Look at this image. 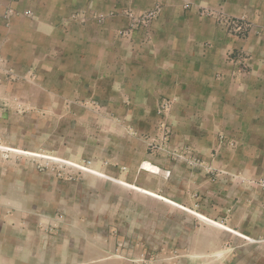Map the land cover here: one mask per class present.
Masks as SVG:
<instances>
[{"label": "crops", "instance_id": "crops-1", "mask_svg": "<svg viewBox=\"0 0 264 264\" xmlns=\"http://www.w3.org/2000/svg\"><path fill=\"white\" fill-rule=\"evenodd\" d=\"M153 7L148 32L120 37L111 13ZM263 31L264 0H0L1 114L90 160L6 181L0 264H264Z\"/></svg>", "mask_w": 264, "mask_h": 264}, {"label": "rangeland", "instance_id": "rangeland-1", "mask_svg": "<svg viewBox=\"0 0 264 264\" xmlns=\"http://www.w3.org/2000/svg\"><path fill=\"white\" fill-rule=\"evenodd\" d=\"M190 5L191 3L189 5L186 4L187 8ZM159 12L155 7L145 10L128 9L121 13L113 12L110 16L122 14L126 17L128 24L119 29L118 34L122 38H129L135 31L148 32L152 21L156 19ZM199 16L216 18L218 23L223 24V28L228 34L239 37L248 36L254 28L246 18L230 17L224 15L221 11L201 10L199 11ZM99 17L102 18L92 8L87 11H79L74 15V18H81L84 23L87 20ZM226 56L229 60L238 62L243 66L248 65V54L242 49H230ZM6 110L3 107L0 111V194L5 189H11V185L6 186V181L16 176L15 174L33 173L35 177L41 179L49 176L71 179L87 173L86 171L90 169L88 167L90 160L85 159L77 162L56 152L58 149L54 148L58 147V139L47 136L48 132L44 129V125L39 128L34 125L32 131H28L23 126L27 122H21L20 124L16 116L11 114L8 116L5 112L1 114L2 111ZM169 131L165 127L163 132L165 138L169 135ZM263 181L264 178L259 181V184L264 190ZM60 217L62 218L61 215ZM52 227L56 229V226ZM143 263L152 264L150 260H144Z\"/></svg>", "mask_w": 264, "mask_h": 264}, {"label": "built area", "instance_id": "built-area-1", "mask_svg": "<svg viewBox=\"0 0 264 264\" xmlns=\"http://www.w3.org/2000/svg\"><path fill=\"white\" fill-rule=\"evenodd\" d=\"M189 3H190V2L187 1L186 4L189 5ZM162 109H163V110H167V109H168V103H164L163 106H162ZM262 185L264 186V181L262 182Z\"/></svg>", "mask_w": 264, "mask_h": 264}]
</instances>
